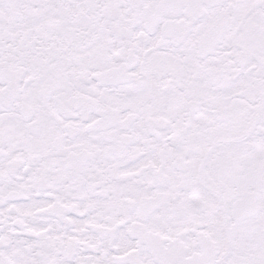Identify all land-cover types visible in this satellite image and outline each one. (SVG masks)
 Segmentation results:
<instances>
[{
    "label": "snow or ice",
    "instance_id": "6c2138e0",
    "mask_svg": "<svg viewBox=\"0 0 264 264\" xmlns=\"http://www.w3.org/2000/svg\"><path fill=\"white\" fill-rule=\"evenodd\" d=\"M0 264H264V0H0Z\"/></svg>",
    "mask_w": 264,
    "mask_h": 264
}]
</instances>
